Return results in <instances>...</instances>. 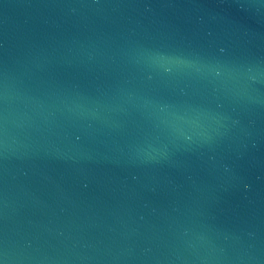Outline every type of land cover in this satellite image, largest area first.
I'll list each match as a JSON object with an SVG mask.
<instances>
[{"label": "water", "instance_id": "water-1", "mask_svg": "<svg viewBox=\"0 0 264 264\" xmlns=\"http://www.w3.org/2000/svg\"><path fill=\"white\" fill-rule=\"evenodd\" d=\"M0 264H264V0H0Z\"/></svg>", "mask_w": 264, "mask_h": 264}]
</instances>
